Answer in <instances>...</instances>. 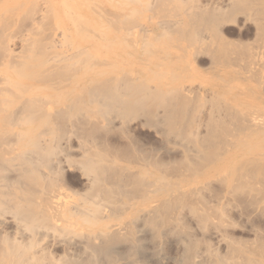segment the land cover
Masks as SVG:
<instances>
[{
    "label": "bare ground",
    "instance_id": "bare-ground-1",
    "mask_svg": "<svg viewBox=\"0 0 264 264\" xmlns=\"http://www.w3.org/2000/svg\"><path fill=\"white\" fill-rule=\"evenodd\" d=\"M150 2L0 0V264H150L140 248L167 234L182 247L173 264H264L262 225L225 254L179 229L184 211L208 231L232 201H264V0H157L167 16L143 23ZM240 14L254 42L225 35ZM137 122L161 148L129 133ZM72 167L81 189L60 182ZM51 239L79 255H55Z\"/></svg>",
    "mask_w": 264,
    "mask_h": 264
},
{
    "label": "rangeland",
    "instance_id": "rangeland-1",
    "mask_svg": "<svg viewBox=\"0 0 264 264\" xmlns=\"http://www.w3.org/2000/svg\"><path fill=\"white\" fill-rule=\"evenodd\" d=\"M142 1H146V2H148L149 0H142ZM151 2H150V4L153 6V8H152V6L150 5V7L152 8V9H154V11L152 10L151 11V9L149 10H146L145 11V13L143 12V14H141L140 16H141V20H142V22L144 23L145 22V20L147 21V20H149V18H150V20H154L155 22H159V20H160V18H161V15L162 14H159V16L157 15L158 14V12H157V8H156V4H157V0L155 1V0H150ZM154 4V5H153ZM156 9H155V8ZM157 14H156V13ZM160 13H162L161 11H159ZM154 13V14H153ZM164 13V12H163ZM157 15V17H156V15ZM150 15V16H149ZM153 16V17H152ZM162 16H167L166 14H163ZM239 17L237 18L238 19V21H237V23L235 22L234 23V21L235 20H237V19H235L233 22H231L230 24L228 23V25L225 27V29H224V32H226L225 33V35L227 36V34H228V37L229 38H231V39H233V38H235V39H239V38H241V39H245L244 41H247V42H254V41H252V40H254L253 39V37H255V32H256V29H255V26H256V24L254 23V20L252 21V20H246V19H244V16H243V14L241 15H238ZM156 17V18H155ZM153 18V19H152ZM164 18H166V19H164V20H167V22L166 21H164L163 22V20H161V22H163L164 24H167L168 22V24H170V23H172L173 22V18L172 17H170V16H168V18L167 17H164ZM161 19H163V18H161ZM168 19H170V21L168 20ZM172 20V21H171ZM246 20V21H245ZM245 21V22H244ZM140 22V21H139ZM250 22V23H249ZM28 23V21H26V22H22V24H20L19 26L20 27H25L26 28V26L24 25V24H27ZM254 23V24H253ZM159 24V23H158ZM240 26V27H239ZM22 28V29H25V28ZM250 27V28H249ZM240 28V29H239ZM249 28V29H248ZM240 32H241V34H240ZM244 33V34H243ZM241 36V37H240ZM238 37V38H237ZM243 37V38H242ZM252 39V40H251ZM249 40V41H248ZM111 42V41H110ZM58 44H60V42L58 43ZM17 47V48H16ZM18 47H20V45H16L15 46V48L17 49V50H19L18 49ZM59 48H61V46L59 47ZM100 50V51H99ZM103 50V51H102ZM106 50V51H105ZM107 50H108V48L107 47H99L98 49H97V51H98V53H101V54H103V53H105V52H107ZM96 51V50H95ZM96 51V52H97ZM204 55V54H203ZM203 55H200L199 56V58H198V61H199V63H200V60L202 59V61H201V65L203 66L204 64L206 65V63L208 62L209 63V61L210 60H208V57L209 56H203ZM100 56V55H99ZM204 58V59H203ZM207 58V59H206ZM209 59H210V57H209ZM207 63V64H208ZM195 75V74H194ZM198 75V74H197ZM198 77V76H197ZM139 122H137V123H133V125L134 126H131L132 128H130V130L132 131H129V133H132V135H134V136H140L139 138L142 140V142H144V144L146 145V146H149L150 145V147L152 148V147H154V146H156V147H160L161 148V145H160V143L159 142H161V140H160V138L156 135V133H155V131H154V129L153 128H151V127H149V126H146V125H140V123L138 124ZM134 127V128H133ZM135 127H137L136 129H135ZM135 130H136V132H135ZM68 132L70 133V140H71V145H70V143H68V145H67V147L69 148V150H70V148H72L70 151H74L75 153H77V151L79 150L78 149V144H79V141H78V138H77V140H76V137L75 138H73L74 136H75V133L73 132V131H71V129H69L68 130ZM134 132V133H133ZM73 133V134H72ZM119 131L116 133V136H114L115 134H112L111 136H110V138H111V142H113V143H115L116 142V145H118V143H119V147H121L120 146V144L122 145V147H123V145L125 144V143H127L128 144V141L126 140V142H125V140H124V137L122 138V134L121 133H119ZM77 134V133H76ZM136 134V135H135ZM74 135V136H73ZM77 136V135H76ZM113 136V137H112ZM78 137V136H77ZM114 137H116V139L114 138ZM119 137V138H118ZM144 137V138H143ZM113 138V139H112ZM72 139L74 140L73 141V143H72ZM118 139V140H117ZM115 140V141H114ZM120 140H124V141H121V143H120ZM144 140V141H143ZM78 141V142H77ZM118 141V142H117ZM123 142V143H122ZM152 142V143H151ZM173 143V142H172ZM172 143H165L166 145H165V149L167 148L168 150H169V152L170 153H168V154H172L170 157H177V158H179L180 156H181V152H180V150L175 146V147H171V146H173V144ZM155 144V145H154ZM157 144H159L160 146H158ZM75 147H77V148H75ZM149 147V148H150ZM169 147H171V148H169ZM73 148H74V150H73ZM163 148V150L161 151V152H163V156H165V157H169L168 155H167V153H166V151H165V149ZM175 148H177V149H175ZM166 149V150H167ZM176 151H175V150ZM171 150H172V153H171ZM174 150V151H173ZM165 151V152H164ZM174 153V154H173ZM174 155V156H173ZM74 167H72V168H67L66 169V173H65V175H64V177L61 179V180H64V181H60V182H62V184H65V185H67V187H69V188H73V189H81L82 187H83V183H84V180H83V178H82V175H81V171H80V168H77V167H75L74 169H73ZM77 169V170H76ZM78 187V188H77ZM259 196H260V194H259ZM259 196H256L257 198H253V197H251V196H247V195H245L244 197H242L241 199H239V201L240 200H242V201H240V203H239V201L237 200H234V201H232L229 205L231 206V208H233V209H231L230 208V206L228 205V207H226V211L227 212H225L224 214H222V216L221 215H219V217H216V218H214L215 220V222L214 221H212V223L214 222L215 224H216V221H217V224L219 223V221H220V223L221 224H223V222L225 221V219H226V221L224 222V224L223 225H221L220 223L218 224V225H221V226H218L217 224L215 225L216 227H221V229L220 228H217L216 229V227H214V224H212V226L210 225V224H208V223H211V220L210 221H208L207 222V224L205 223V228L207 229L208 228V231L206 230V231H201V228L203 227V222H202V224H200L201 223V221H200V219H197V221L199 220L200 222H199V224H197L198 222H196V220H195V216H194V220H193V218L190 216H188V215H190L188 212H186V211H184L186 214H188V215H186V218L184 217L185 215H184V212H182V214L184 215H182V216H180V218H184L182 221H179V222H181V223H183V225H184V223L186 222V224L188 225V227H185V226H187L186 224L184 225V227L182 226V225H179V223H177V225H179V227L180 226H182V227H180L179 229L180 230H185L186 231V233L189 235H191V237H190V239L192 240V238H194V236L192 235L193 233H194V235H195V237H196V239L194 238L193 239V241H201L200 243L198 242L197 243V248H196V246H195V248H196V250L198 249H200V246H199V244H202V245H206L207 243H209V245L211 244L212 246H210V248H212L213 247V249H214V251L215 252H218V251H220L219 253H222V254H225V252H226V243L225 242H227V240L228 239H231L232 238V236H233V239H234V237L237 239V238H243V239H245V240H249L250 241V239L252 240L253 238H251V237H254L255 236V234H253V233H256V231L257 230H259L258 228L260 227V225H262L261 227H262V229L264 228V207H263V204H264V201H263V199H262V201H260L259 202V200H260V198L261 197H259ZM248 199H247V198ZM249 197H251V198H249ZM246 199V200H245ZM245 200V201H244ZM250 200V201H249ZM251 200H254L253 201V203H249V202H251ZM249 201V202H248ZM244 202H246V203H244ZM258 202V203H257ZM235 203V204H234ZM248 203V204H247ZM238 204V205H237ZM241 206H240V205ZM254 206H253V205ZM257 204V205H256ZM233 205V206H232ZM248 205V206H247ZM261 205V206H260ZM241 207V209H240V207ZM244 206V207H243ZM251 206V207H250ZM237 207V208H236ZM263 207V208H262ZM252 208V209H251ZM261 208H262V210H261ZM230 210V212H229V210ZM240 210V211H238V210ZM246 209V210H245ZM242 210V211H241ZM249 210V211H248ZM231 211H233V212H231ZM247 211V212H246ZM253 211V212H252ZM259 211V212H258ZM261 211H262V213H261ZM230 213H231V215H230ZM9 214H11V215H9ZM244 214V215H243ZM255 214V215H254ZM262 214V215H261ZM3 217L2 218H4L5 217V219L7 220H5L6 221V223H5V225H4V227L1 229V230H4V229H6V230H11V231H13L14 230V222H12L13 220V214L12 213H8V212H5V214H3L2 215ZM249 216V217H248ZM258 216V217H257ZM11 217V218H10ZM220 217H222L223 218V222H222V218L220 219ZM233 218V220H232V218ZM218 218V219H217ZM225 218V219H224ZM8 219H10V220H8ZM180 220V219H179ZM185 220V221H184ZM219 220V221H218ZM232 222H231V221ZM188 221V222H187ZM236 221V222H235ZM250 221V222H249ZM253 221V222H252ZM228 222H229V224H228ZM191 224H192V226H191ZM232 224L234 225V226H232ZM259 224V225H258ZM190 225V226H189ZM202 225V226H201ZM208 225V226H207ZM241 225V226H240ZM253 225V226H252ZM257 225V226H256ZM10 226V227H9ZM13 226V227H12ZM199 226V227H198ZM211 228H210V227ZM244 226V227H243ZM254 226H255V228H254ZM226 227V228H225ZM258 227V228H257ZM261 227H260V229H261ZM185 228V229H184ZM186 228H188V230H186ZM209 228H210V230H209ZM234 228V229H233ZM251 228V229H250ZM204 228H202V230H203ZM215 229H216V232H215ZM219 229L221 230V231H219ZM254 229H256V231L254 230ZM205 230V229H204ZM224 230V231H223ZM227 230V231H226ZM184 231V232H185ZM189 233H188V232ZM191 231V232H190ZM193 231V232H192ZM213 231V232H212ZM220 232V234H224L223 232H225V234L224 235H226V236H224L223 235V237H222V235H220L219 234V232ZM223 231V232H222ZM222 232V233H221ZM227 232V233H226ZM230 234H229V233ZM206 233H207V235H206ZM215 233V234H214ZM202 234L204 235V236H202ZM214 234V235H213ZM219 234V235H218ZM227 234H229V235H227ZM232 234V235H231ZM173 235H175V234H173ZM172 234H171V236H170V234H167L166 236H164V238H163V240H162V242H161V244L163 245H161V244H157V247H158V249H156L157 251H159V252H161V253H158V255H157V253H156V255L154 254L155 252H156V250L154 251V249L155 248H157V247H155L156 246V244H155V242L154 241H152L151 239H149L150 237L148 236L147 237V243L146 244H149L148 243V240H149V242H151V244H149V248H147L148 247V245L147 246H144V247H142V248H140V259H142L144 262L146 261L147 262V260L149 259V263L150 264H158V263H160V264H173V259H174V256L176 257V256H178L179 255V253H181L182 252V247H180V245L178 244V242L176 241L175 242V240L177 239L176 238V235H175V237L173 236ZM189 235V236H190ZM67 239H68V237H69V239L71 238V241H72V237L74 236V234H73V236H71V234H69V236L68 235H64ZM169 236V237H168ZM173 236V237H172ZM201 236V237H200ZM241 236V237H240ZM250 237V238H245V237ZM198 237L200 238V240L198 239ZM205 237V238H204ZM209 237V238H208ZM226 237V238H225ZM60 238V237H59ZM202 238V239H201ZM212 238V239H211ZM221 238V239H220ZM165 239H166V241H165ZM205 239V241H203ZM207 239V240H206ZM223 239H225V240H223ZM227 239V240H226ZM233 239H231V240H233ZM73 240L74 241H76L75 240V238L73 237ZM121 241H118L117 242V246L118 247H120L119 249H121V247H129L128 246V242H126L127 240L125 239V238H123V241H125L126 242V244H125V242H122V239H120ZM213 240H215V241H213ZM171 241V242H170ZM196 241H195V245H196ZM207 241V242H206ZM224 241V242H223ZM253 241V240H252ZM73 242V241H72ZM121 242V243H120ZM154 242V244H152ZM58 243V244H57ZM123 243H124V246H123ZM204 243H206V244H204ZM220 243V244H219ZM54 244H56V246H53ZM119 244H121V246L119 245ZM64 245V246H63ZM126 245V246H125ZM208 244L205 246L206 248L209 246ZM48 246L49 247H51V250L53 251V250H55V251H53V252H55L54 254L56 255L57 254V256H59L60 255V257L61 258H68L69 256H71V255H74V253H75V255L77 254V255H79L78 254V252L79 251H77L78 249H77V247H76V250H75V246H66L65 244H62L61 245V243L60 242H56V243H53L52 242V239H51V241H50V243H48ZM63 246V247H62ZM66 246V247H65ZM152 246V247H151ZM153 246L155 247V248H153ZM203 246V247H204ZM67 247H70V248H74L73 249V252H71L72 250L70 249V248H68L67 249ZM66 248V249H65ZM153 248V249H152ZM161 248V249H160ZM162 248L164 249V250H162ZM176 248V249H175ZM63 249V250H62ZM65 249V250H64ZM153 251H152V250ZM141 250H143L144 252H141ZM162 250V251H161ZM217 250V251H216ZM70 251V252H69ZM75 251H77V252H75ZM64 252H66V253H64V254H67L65 257H63L64 256V254L63 253ZM68 252H69V254H68ZM154 252V253H153ZM70 253H71V255H70ZM90 254V257H91V255H92V253L93 252H89L88 250H87V253L85 254V259L87 258V255L89 256V254ZM141 253H142V255H141ZM147 255H145V254ZM62 254V255H61ZM143 254H144V258H142L141 256H143ZM154 254V255H153ZM161 254V255H160ZM69 255V256H68ZM153 256H154V258H153ZM159 256V257H158ZM90 257H88L87 259H89ZM148 257H152V259L151 258H148ZM148 258V259H147ZM157 260H156V259ZM161 258V259H160ZM104 259V258H103ZM103 259H101V261H96L95 263H100V264H102V262L103 263H110V261H109V259H108V261L106 262L105 260H106V258L103 260ZM151 259V260H150ZM161 260V262H159ZM156 261H157V263H156ZM168 261V262H167ZM229 262L232 264L233 262H232V260H229ZM112 263V262H111ZM243 264V263H241V261L240 262H237V264ZM113 264V263H112ZM234 264H236V263H234Z\"/></svg>",
    "mask_w": 264,
    "mask_h": 264
}]
</instances>
